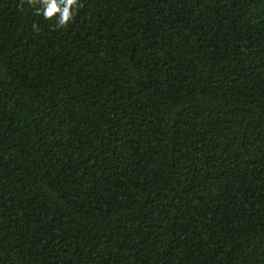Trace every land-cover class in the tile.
Here are the masks:
<instances>
[{
  "label": "trees",
  "instance_id": "trees-1",
  "mask_svg": "<svg viewBox=\"0 0 264 264\" xmlns=\"http://www.w3.org/2000/svg\"><path fill=\"white\" fill-rule=\"evenodd\" d=\"M0 264H264V0H0Z\"/></svg>",
  "mask_w": 264,
  "mask_h": 264
},
{
  "label": "clouds",
  "instance_id": "clouds-1",
  "mask_svg": "<svg viewBox=\"0 0 264 264\" xmlns=\"http://www.w3.org/2000/svg\"><path fill=\"white\" fill-rule=\"evenodd\" d=\"M26 3L35 8L37 16L42 14L46 20L55 16L57 27L69 24L80 6V0H26ZM33 27L37 26L34 24Z\"/></svg>",
  "mask_w": 264,
  "mask_h": 264
}]
</instances>
